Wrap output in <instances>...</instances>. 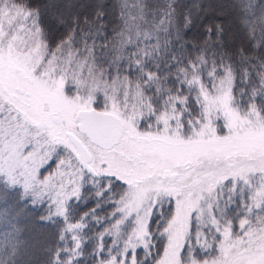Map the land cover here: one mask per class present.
<instances>
[{
  "label": "snow or ice",
  "instance_id": "obj_1",
  "mask_svg": "<svg viewBox=\"0 0 264 264\" xmlns=\"http://www.w3.org/2000/svg\"><path fill=\"white\" fill-rule=\"evenodd\" d=\"M0 264H264V0H0Z\"/></svg>",
  "mask_w": 264,
  "mask_h": 264
}]
</instances>
